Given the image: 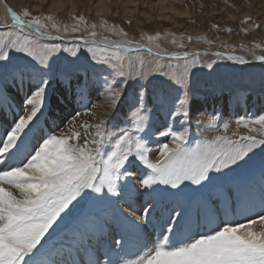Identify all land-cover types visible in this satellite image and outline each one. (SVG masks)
<instances>
[{
  "label": "snow or ice",
  "instance_id": "1",
  "mask_svg": "<svg viewBox=\"0 0 264 264\" xmlns=\"http://www.w3.org/2000/svg\"><path fill=\"white\" fill-rule=\"evenodd\" d=\"M5 7L11 23L0 20V264H264V115L235 121L261 138L229 136L228 124L212 138L190 134L194 70L247 60L216 52L215 60L202 62L198 53L162 51L160 33H142L146 44L107 36L98 42V25L83 16H73L69 27L51 14ZM99 27L127 36L104 19ZM82 31L92 39L75 35ZM65 36L83 43L65 44ZM256 60L264 64V56ZM89 73L103 82V103L91 107L84 103ZM54 83L64 84L65 93L57 96ZM260 87L264 92V78ZM69 95L83 110L57 116ZM149 104L164 110L169 122L162 128L153 130ZM257 153L258 184L250 169ZM228 185L248 189L234 216L191 217L186 202L206 206L213 189ZM140 189L145 200L136 205L132 196ZM120 200L130 213L116 207ZM225 207L231 209L230 201ZM108 210L120 232L102 261L92 257V240Z\"/></svg>",
  "mask_w": 264,
  "mask_h": 264
},
{
  "label": "rangeland",
  "instance_id": "2",
  "mask_svg": "<svg viewBox=\"0 0 264 264\" xmlns=\"http://www.w3.org/2000/svg\"><path fill=\"white\" fill-rule=\"evenodd\" d=\"M5 1L9 2V6L18 14H22L25 9L33 15L51 14L56 17L57 23L69 27L74 23L73 16H83L89 24L96 23L98 25L96 29L98 36L96 38L107 36L108 39L126 38L138 43H147L146 40L141 38L142 33L147 35L160 33L162 38L158 42L160 48L169 52H195L209 48L214 53L240 54L249 61L257 56H264V0H134V5L128 4L126 0H103L109 8L108 12L104 14L95 11L97 0ZM72 7L73 9H71ZM1 16L0 11V20H3ZM249 16L251 21L248 24L242 23ZM101 19L106 20L109 26L115 25L117 28H122L127 36L123 37L105 32L99 27ZM129 21H131L130 24ZM254 24H259V29L255 28ZM213 25L217 27H213ZM165 33H173L177 38V42L184 44V48L174 47L170 42L171 38H165ZM75 35L90 38L85 31ZM65 38L72 41L65 44L78 43L74 41L73 36H65ZM206 40L211 41V43L205 42ZM214 53L199 54V58L202 62L213 61L216 59L212 55ZM132 55L135 56L136 53L133 52ZM142 55L147 56L146 53H142ZM249 61L247 65L243 66L235 65L229 61H220L214 72L208 69L194 70L188 104L191 116L190 134L194 139L212 138L215 135L222 134L224 124L229 125L227 133L229 136H232L233 132H238L240 135L253 134L261 138L259 132L250 133L248 129L242 126L238 127L235 123L240 117H244L248 121L264 115V111H262L264 110V92L261 91L260 87L261 80L264 78V64L258 60H254L257 61L256 63ZM94 80L95 78L89 73V83L85 90L84 99V103L88 104L89 107L98 101L99 104L103 103L100 102V95L97 96L98 101L94 99L93 95L91 96V83H94ZM80 82L83 83V74H80ZM75 83L76 79L74 78L73 85ZM96 83L103 86L102 80ZM159 83V78L153 80L150 88ZM52 87L57 89V96L65 93L64 84L54 83ZM135 88L136 85L131 84L128 88L129 93H132ZM203 97L208 98L214 106L201 111V113L203 112L201 119L195 118L191 113V107L193 103ZM77 100L78 98L69 95V100L62 105L65 111L61 112L60 109H57L56 115L67 117ZM89 101L91 103H88ZM149 108L152 109L153 130L162 128L169 122L164 110L159 105L149 104ZM241 108L244 112H241ZM209 120H213L215 127L209 126ZM176 126L179 127V124ZM250 127L259 130L261 126L250 125ZM155 139L156 137H154ZM161 142L168 141L161 139ZM153 143L149 144L150 148L153 147ZM154 148L156 149V146ZM259 159L260 153H257L253 161L250 162L251 174L257 184ZM228 186L218 188L224 189ZM246 190L248 189L237 192L242 196L245 195ZM143 191L141 189L139 193ZM195 200L186 202L187 206L199 199ZM120 203L121 200L117 202L116 207L126 212ZM188 208L190 206L186 209ZM106 216H113L112 211L108 210L102 216L101 221ZM112 241L113 239L109 237L108 243L112 244Z\"/></svg>",
  "mask_w": 264,
  "mask_h": 264
},
{
  "label": "bare ground",
  "instance_id": "3",
  "mask_svg": "<svg viewBox=\"0 0 264 264\" xmlns=\"http://www.w3.org/2000/svg\"><path fill=\"white\" fill-rule=\"evenodd\" d=\"M39 1H41V0H39ZM126 1L128 4L134 5V0H126ZM8 3L9 2H6L5 0H3V2H0V11L2 13L1 18L3 20L6 19L8 23H11V18L9 16H7V10L5 7V4H7L9 6ZM71 9H73V7ZM108 10H109V8H108V5L105 1L97 0L96 6H95V11L97 13L104 14V13H107ZM84 39L90 40L92 38H84ZM95 39L98 42L103 40V38H95ZM108 40L111 42H123V41L128 40V39L117 38V39H108ZM128 41H130V40H128ZM69 42H72V41H70L68 38H64V43H69ZM76 42L83 43V41H81V42L76 41ZM142 44H146V43L142 42ZM153 50L154 51L157 50L154 45H153ZM159 50L167 51V50H164L162 48H160ZM201 51H204L205 53L206 52L214 53L213 50H211L209 48H204V50H201ZM167 52H169V51H167ZM203 55H205V54H203ZM212 55L215 56L214 54H212ZM232 55L243 57L245 60L249 61L243 55H240V54H232ZM254 60H256V58H253L249 62L256 63L257 61H254ZM94 83L97 84L98 86L95 85ZM94 83L93 82L91 83L90 93H91V96L93 95L95 97L94 99H96V101H98L97 96L100 95V92L102 91L103 86H100L99 83H96V82H94ZM13 92H15V90H13ZM100 102H103V101L100 99ZM93 103H95V102H93ZM208 104H209V106H208ZM94 105H100L99 101L97 103H95ZM213 106H214L213 103L211 101H209L208 98L205 99L203 97V98L198 99L195 103H193V105L191 107V113H192L193 117L201 119L202 118L201 114L203 113V112L201 113V111H203L206 108L210 109ZM73 108H76V109L81 110V111L83 110L78 103H74ZM73 108H72V110H73ZM72 110L70 112H72ZM103 110H104L103 108L99 109L97 111V115H99L100 112H102ZM241 110H242L241 112H244L242 108H241ZM84 118L88 119V117H84ZM152 145H153V147H151V148L153 149V152H155L156 149L154 148V146H156V143H153ZM151 158L153 160H155L156 158H158V154L153 155ZM142 190H144V189H142ZM246 191L247 192L245 193V195L248 193V190H246ZM257 191H258V188H257ZM142 193L138 192V193L133 194L132 201L134 204H136V205L143 204V202L145 200V196ZM239 196H240V194L237 192L236 188L234 186H231V185H229L228 187H226L224 189H221V188L213 189V193L208 198L206 206L203 203H201L200 200H198L197 202H195L196 201L195 200L194 201L195 203L193 202L194 204L191 203L189 205L190 208H188L187 211L189 212V214L191 215V217L194 220L199 221L203 218L205 213H208L211 215V217L213 219H215L217 222H219L220 220H224L225 218H231L232 216H234L236 214V202H237V198ZM233 198H236V199H233ZM231 199H233V201L230 202L231 203V209L229 211H226L225 201L226 200L231 201ZM120 204H121V206H123L125 208L126 213L131 212V209L129 208L128 204H126L123 200H121ZM189 206H187V203H186V208ZM136 215H140V213L137 212ZM236 218L242 219L239 216H236ZM117 224L118 223L113 218V216H110V217L106 216L104 218V220L100 222L99 230L96 231L95 239L92 240V246H93L92 257L93 258H100L102 261L107 259V257L105 256V253L108 252L110 247L112 246V244L108 243L109 237H111L112 239L113 238H116V239L119 238L118 234L120 232V226ZM256 227L259 228V225H257ZM148 231L151 232V229L149 228Z\"/></svg>",
  "mask_w": 264,
  "mask_h": 264
},
{
  "label": "water",
  "instance_id": "4",
  "mask_svg": "<svg viewBox=\"0 0 264 264\" xmlns=\"http://www.w3.org/2000/svg\"><path fill=\"white\" fill-rule=\"evenodd\" d=\"M183 52V51H182ZM190 54H196V53H198V54H205V52L204 51H195V52H189ZM206 53H209V52H206Z\"/></svg>",
  "mask_w": 264,
  "mask_h": 264
}]
</instances>
